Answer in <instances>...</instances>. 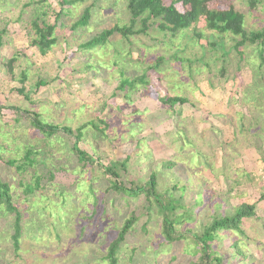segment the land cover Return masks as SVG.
<instances>
[{
  "label": "rangeland",
  "instance_id": "374dc122",
  "mask_svg": "<svg viewBox=\"0 0 264 264\" xmlns=\"http://www.w3.org/2000/svg\"><path fill=\"white\" fill-rule=\"evenodd\" d=\"M61 1L0 0V30H7L0 61L21 53L26 59L16 63L15 76L19 79L23 71L28 75L24 94H18L15 88L22 87L0 65V106L6 108L0 115V153L5 161H22L26 149L33 148L36 175H54L50 183L44 181L45 189L25 198L20 196L21 176L0 160V175L13 186L23 228L21 251L15 255L13 215L0 211V264H108L109 245L132 213L139 221L121 247L118 264H188L197 259L188 239L165 244L161 219L155 211L148 218L141 209L147 202L143 196L125 201L107 193L101 171L75 160L71 139L60 134L48 140L11 107L74 130L90 121L103 128L106 122L104 135L90 127L79 147L104 166L128 158V175L122 174L126 185L143 184L154 174L157 191L164 194L191 177L187 205L194 208L193 195L201 190L210 196L195 209L194 220L178 226L180 231L200 233L216 216L232 214L243 203L255 205L257 219L242 224L245 237L225 235L214 245L218 256L227 257L225 264H264V67L258 56L264 47L246 44L237 51L239 38L220 39L204 30L199 39L191 30L167 38L151 31L128 40L116 36L87 57L81 44L102 30L127 24L129 16L127 0H85L66 8L70 13L64 21L72 27L91 8L90 25L74 36L57 26V44L40 52L30 46V22L36 11L59 12ZM230 5L244 15L248 32L264 28V0L253 12L245 0H211L210 7ZM49 21L54 24L53 18ZM158 58L163 61L158 63ZM157 64L147 79L150 86L116 93L119 72L133 79ZM40 80L49 84L30 91ZM158 93L186 98L189 104L176 106L175 112L165 110ZM26 179H32L31 174ZM180 193L184 195L182 189ZM216 199L222 201L219 209L213 205ZM233 240L240 241L247 261L230 257Z\"/></svg>",
  "mask_w": 264,
  "mask_h": 264
},
{
  "label": "trees",
  "instance_id": "16d2710c",
  "mask_svg": "<svg viewBox=\"0 0 264 264\" xmlns=\"http://www.w3.org/2000/svg\"><path fill=\"white\" fill-rule=\"evenodd\" d=\"M82 1L85 0H62L59 12L50 10L42 12L36 11L28 27L30 31L29 35H31L30 46L43 53L55 46L58 41L54 35L57 26L68 29V35L70 36L77 34L78 30L82 31L86 29L90 25L92 19L91 8H86L72 27H68L64 21V18L70 13L69 9L66 8L75 6L78 2ZM220 1L228 2L231 0ZM260 1L261 0H245L251 12L257 8ZM42 3H45V0H42ZM210 4L211 0H127L126 9L129 16L127 24L115 25L112 28L102 30L96 36L90 37L87 42L81 44L79 47L81 50L85 51L84 54L87 57H91L93 53L98 54L100 50L109 46L111 40L116 36L128 40L130 37H146L151 31H157L164 36L163 38H167L168 35L174 37L179 33L190 32V30L194 31V36L197 39L203 37L202 30L211 32V35L220 39L225 35L235 39L239 38L234 45L237 51L246 44L253 47H264V28L248 32L245 29L244 15L234 6L230 5L226 9L218 10L211 8ZM51 18L54 19V24L50 23L49 19ZM6 31V29L0 30V48L5 44L2 37L6 34ZM218 45L222 48V43L219 42ZM263 53V50H260L258 53L260 66L262 68L264 67ZM239 55L242 56L240 52ZM20 59L25 60L26 56L21 53H16V56H13L9 60L2 59L0 65L2 68H6L11 79L17 81L18 85L22 87L21 89L15 88L17 93L24 94L25 89L23 85L27 82L28 75L23 71L20 73L19 79L15 76V65ZM157 61L160 63L163 59L158 58ZM158 68L159 64L149 67L146 69V73L144 72L142 76L133 79L130 78V76L125 77L123 72H119L120 79L116 93L134 91L137 85L150 86L147 79L154 76L152 72L155 73ZM89 69L95 68L91 66ZM224 70L225 69L222 71ZM48 84L49 82L40 80L30 91L46 87ZM25 98L28 99L27 94H25ZM157 100L163 109L174 112L176 106H185L189 104L186 98L179 96H162L159 93L157 94ZM10 109L16 114L23 113L22 116L27 119L29 126L48 140L60 134L71 139V142L73 141L71 148L73 157L78 164L82 165L84 168L93 167L101 171L105 182L107 181L108 184L107 193L116 195L124 200L137 199L143 196L147 202L141 209L144 210L145 216H148V218L151 216L150 214L155 211L158 218L161 219V235L166 245H178L182 240L188 239L195 246L194 257L197 259L189 260L188 264H225L227 257L224 255H217L214 243H217L225 235L231 237L232 234H234L245 237V233L242 230L243 221L257 219L256 206L243 203L233 208L232 214L216 216L202 228L200 233L189 230L180 231L177 229L178 226L194 220L195 209L203 207L206 203V197L210 196L207 190H201V192L193 195L194 208L187 205L184 197L188 189H191V177L186 179V183L182 187H178V184H176L172 191H167L164 194L158 193L156 175L154 174H151L149 180L143 184L131 181L126 185L122 179V174L128 175V158L122 162H110L104 166L100 159L95 160L93 156H90L79 147V144L86 138L85 131L90 127L104 135L108 127L106 122H102L104 124L103 128L90 121L74 130L69 126L46 123L38 114L28 110H22L19 107H11ZM4 110H6V108L0 106V115ZM22 116L18 117L21 118ZM35 153L33 148L26 149L22 161L15 159L5 161L0 153V160L3 161L2 163L8 168H15L17 174L21 176L19 187L23 189V192L20 196L25 198H29L37 191L45 189V180H48V183H50L54 179L52 172H49L47 177H39L36 175V172L33 170L36 163L33 158ZM168 166L171 167L172 164L169 162ZM29 174H31L32 179L27 180L26 176ZM181 189L184 195L180 193ZM89 191L92 192H90L92 195L95 194L94 189L90 186ZM175 192H179L180 195L175 197ZM20 196H18V198H20ZM15 197L17 196L13 192L12 184L3 180L0 175V211L13 215L14 223L11 241L13 252L15 255H18L21 251L23 228L22 214L19 211V207H17ZM261 200L264 201V195L261 197ZM214 202L213 205L215 204L217 209L221 208L222 201L216 199ZM138 221L139 216H137L136 213H132L124 222L117 238L109 245L108 253L105 257L108 264H118V255L121 251V247ZM145 228L146 226L143 227V231H145ZM240 244V241H232L230 246V248H232V251H230L232 254H230V257L238 262L247 261L249 259L248 255L243 253Z\"/></svg>",
  "mask_w": 264,
  "mask_h": 264
}]
</instances>
